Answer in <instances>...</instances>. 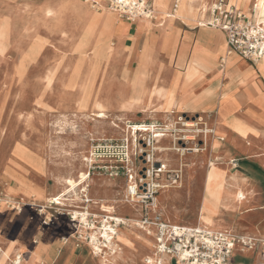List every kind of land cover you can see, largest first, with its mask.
Here are the masks:
<instances>
[{"label":"rangeland","instance_id":"rangeland-1","mask_svg":"<svg viewBox=\"0 0 264 264\" xmlns=\"http://www.w3.org/2000/svg\"><path fill=\"white\" fill-rule=\"evenodd\" d=\"M175 1H171V10L176 6ZM130 3L137 8L135 14L128 8L118 7L115 0H0V17L9 21L13 18L28 20V24L12 32L6 51L0 55V254L13 244L18 251L11 254L12 259L20 255L24 263L27 254L32 253L39 244L38 233H42L43 229L53 228V233L60 232L57 233L59 237L51 234L50 239L53 244L58 243L61 253L51 264H102L93 255L90 234L94 226L102 228L106 214L98 207L83 209L76 201L69 202L70 207H61L56 202L49 201L64 190V179L77 180L81 172L87 173L88 178H91L88 180L91 182L88 195L90 200L123 199L127 196L129 176L133 175V183L136 184L143 178V173L149 170L154 174L149 178L150 184L170 185L173 180L178 181L181 184L179 190L176 186H171L168 190L158 187L152 206L163 215L165 221L197 226L205 175V169L200 165V155L205 145L202 131L206 129V124L203 117L197 118L180 112L169 118L157 115L158 110L150 105L154 66L150 70L149 80H146L145 101L128 110L131 112L129 115L115 101L121 95L112 90L113 83L121 79L113 78L111 66H108L105 74L97 77V89L89 97L88 106L84 109L79 108L73 96L77 95L78 90L67 89L65 86L67 79L75 71L85 72L83 61L90 58L93 52L87 49L83 53L80 49L81 41L87 29L93 26V15H101L105 11L116 15L119 18L118 23L130 25L129 33H135L134 36L137 37L129 60L133 68L137 67L145 40L152 34L160 39L161 60H173L182 34L174 24L180 20L169 19L165 13L155 12V19H139L133 22L137 11L140 14L152 13L154 0H146L145 3L143 0H131ZM244 3L241 0L238 7L245 11L253 6V2L248 5ZM141 6L143 8H139ZM250 13L251 16L245 13L249 20L258 22L253 16L255 13ZM150 24L154 25L151 32ZM115 30L111 41L117 45L122 36ZM196 31L198 30L194 32ZM187 39L189 34L185 35L184 41ZM124 44L129 47L132 40L126 39ZM124 64L125 62L120 64V69H123ZM177 66L181 65L178 63ZM175 70L177 69L173 66L174 73L177 72ZM65 91L69 94H65ZM98 102L108 105L105 120L96 119L94 116L97 111L95 104ZM150 111L154 115L145 114ZM185 122H197L198 126L189 129L185 127ZM135 125H147L157 129V132L167 133L170 137L164 138L159 144L151 133H138L137 138H134L129 128ZM186 137L191 138V141H187ZM154 145L172 149V152L158 154L154 152ZM17 147L39 158L44 172L27 167L26 162L18 156ZM182 149L186 151L183 158L179 151ZM148 157L155 168L157 164L158 168L164 166L160 162H169L170 165L166 168L170 173L164 177L160 172L156 175L153 165L147 162ZM85 159L88 161L85 162ZM181 164L186 166L183 173ZM188 166H192L191 176L199 187L195 193L186 191ZM108 182H113V185H108ZM11 185H16L17 189L13 202H10L13 199L6 193ZM21 187L29 193L26 195L19 192ZM36 188L43 191V198L37 196ZM73 195H69L71 200L74 199ZM105 204L112 203L105 201ZM138 205L139 215L134 209L136 213L131 219L141 222L146 216L150 219L153 217L150 210L145 214L144 207ZM76 210L89 213L87 225L80 222V217H74ZM130 213L131 208L126 205L117 207L114 216L123 218L125 215L130 216ZM130 218L127 219L131 221ZM127 227H120L118 236L132 234L133 231L127 230ZM150 228L154 230L153 227ZM70 244L74 246L77 258H82L81 261L73 259L68 262L65 249ZM63 247L65 249L61 250ZM149 249L148 247L147 250ZM45 251L47 247L39 246L35 251L37 259L32 264L49 263ZM237 261L250 264L241 256Z\"/></svg>","mask_w":264,"mask_h":264},{"label":"crops","instance_id":"crops-1","mask_svg":"<svg viewBox=\"0 0 264 264\" xmlns=\"http://www.w3.org/2000/svg\"><path fill=\"white\" fill-rule=\"evenodd\" d=\"M227 1L229 4L230 2L237 6L239 4L237 0ZM215 2L216 0H208L207 23L211 20L210 10ZM238 9L244 12L243 9ZM248 11H252L251 8ZM118 24L116 33L128 36L124 40H132L131 37L135 33H129L130 25ZM174 27L181 31V40L176 46L173 60L169 58L167 61L161 60L160 63L154 64L152 91L156 87L168 88L174 76L173 66L184 71L193 58L196 44L207 48L212 54L211 58H208L212 63L210 70H204L194 63L196 74L189 80L182 79L171 110L165 106L161 107L155 100L152 104L159 112L157 115L172 111L184 115L192 114L197 118L203 117L206 128L210 129L208 138L204 139L205 145L200 155V165L205 169V175L200 196L199 226L214 233L228 234L235 239L264 240L263 61L251 63L238 55H228L227 35L220 30L208 26L205 29L197 28L193 22L182 19L176 21ZM195 30L198 31L194 32ZM186 34H189V39L184 41ZM178 63L181 66H177ZM147 79L149 80V77ZM25 165L31 170L34 169L28 163ZM188 173L186 191L195 193L199 187L194 183L191 172ZM16 190V185L14 187L11 185L6 193L16 195ZM19 192L26 195L29 193L22 187L19 188ZM130 208V216L125 215L123 218H130L136 213V209L135 211L131 206ZM166 222L185 227H198ZM52 230L53 228H46L42 233H38L40 241L32 252L35 253L41 245L47 247L45 251V255L49 257L47 264H51L61 253L58 243L53 244L50 239L51 234L59 237L57 233L60 232L53 233ZM151 231L154 242V230ZM73 247L70 244L61 250L65 249L68 262L73 259L81 261L82 258H77ZM6 251L14 253L18 250L11 244ZM165 257L169 259V263H174L170 257Z\"/></svg>","mask_w":264,"mask_h":264},{"label":"bare ground","instance_id":"bare-ground-1","mask_svg":"<svg viewBox=\"0 0 264 264\" xmlns=\"http://www.w3.org/2000/svg\"><path fill=\"white\" fill-rule=\"evenodd\" d=\"M130 1L131 0H126V5L130 4L132 6ZM143 1L145 3L146 0ZM171 1L172 0H154L153 11L152 13L150 12V15L149 13L140 14L139 11L137 12V15L132 19V21L136 22L139 19H155V12H159V14L165 13L166 17L169 19H182L189 22H193L194 24H196L197 28L205 29L207 27L206 16L209 10L208 0H176V8L174 6L173 10H171L170 8ZM237 1L239 3L241 0ZM244 2L245 5H248L253 2L251 10L253 11V13H255V15H252L254 16L256 21L264 24V0H244ZM230 4L238 7L236 4H233L231 2ZM141 8H143V6H141ZM244 12L251 16V13L249 11L244 10ZM118 21L119 18L116 17V15L109 13L108 11H105L101 15H93L92 24L94 27L90 26V28L87 29L85 36L81 41V51L85 53L87 49H90L92 50L93 54L90 58L83 61V64L86 66L85 72L75 71V73H73L67 79L65 85L67 89L76 88L78 90L77 95L73 96H75V99L77 100L80 109H84L88 106L87 104L89 103V97L92 95L93 91L97 89V77L100 74H105L108 71V66H111V73L113 74V78L121 79L120 81H114V86L112 88L113 91L115 90L121 95V98H115V101L117 102V104H119L121 109L127 111L131 110L135 107V105L145 101L147 90V77L149 76L150 70L154 66V64H158L161 62L162 55L160 39L158 36L156 37L153 34L148 36L141 49V55L137 60V67L133 68L129 60L130 56L133 54V51L135 49L137 37H131L133 41V45L131 47H126L124 45V39L128 36L120 37V43L115 45L111 41V39L114 37V30ZM26 24H28V20H25L23 18H13L11 19V21H9L4 17H0V55H3L6 51L11 39L12 32ZM149 26V31L151 32L153 30L152 27L154 25L150 24ZM227 53L228 55H235L233 53L230 54L229 50H227ZM170 54L171 52L169 51L168 55ZM211 55L212 54L207 48L197 45V48L193 54V58L189 65L185 69H183L184 71H181L182 69L179 70V68L176 67L177 70L175 71L177 72L174 73L173 79L168 88L156 87L152 91L150 98L153 103L155 100V102L161 104V107L165 106L166 109L171 110L173 105L175 104L177 92L176 87H179L183 78L185 80H189L192 76L196 74L197 70L195 69V65L199 66L200 68H203L204 70H210L212 67V63L208 60V58H211ZM262 61L264 65V56L262 58ZM123 62H125L124 67L123 69H120V64H123ZM177 73H180L181 75ZM65 94L68 95L69 92L65 91ZM153 103L151 102L150 105ZM107 108V104H102L101 102L96 103L95 109L97 111L94 115L96 119L105 120L107 118ZM127 111L124 112L126 115L131 114V112ZM175 113L171 111L170 113L162 112L161 114L164 118H169L170 116L175 115ZM145 114L154 115V112H145ZM184 125L189 129L198 126L197 122H185ZM129 130H131V135L134 138H137L138 133H151L153 134V137L157 140V144L163 141L164 138L170 137L167 133L157 132L155 131L157 129L149 128L147 127V125H135L130 127ZM202 132L204 133V138H208L210 129L206 128ZM185 139L187 141H191V138L189 139V137H186ZM154 148V152L158 154H168L172 152V149L157 147V145H154ZM16 151L18 156L26 163H28L31 167H33L37 172H44L43 163L39 158H35L34 156L29 155L22 148L20 149L19 147L16 148ZM179 151H181L183 158L186 151L184 149ZM84 161L86 162L88 161V159H85ZM160 163H164V166L161 168L160 171V173H163L164 177L167 173H170L168 171V168H166L170 165V163L167 161ZM181 165V171L183 173V169L186 166H184V164ZM188 169V171L191 172L192 168H190V166ZM90 179L88 178L87 173L85 172L79 173L77 180H73L72 178L64 179L62 182L63 186L65 187L64 190L59 193L56 197L49 199V201L53 203L56 202L61 207H70L68 203L76 201L78 205H82L83 209L98 207L100 211H103V213L106 214V216L103 217L104 220L102 221V228H97L96 226H94L91 229L92 233L90 234V237L92 240L90 242V245L92 247L93 255L97 257L102 264H169V259H167L165 256H160L156 253L154 249L155 245L153 239L151 238L152 234L150 231V227L142 228V224L138 219H131V221L126 222L122 218V216H114L117 207L122 208L128 205L136 210H139L140 207H138L139 205L137 203H134L135 200H132L130 199V197H128V188L127 196L118 201L115 199L105 198L98 200H90L88 196L90 191L89 188L91 187V182H88V180ZM128 182L129 184H127V186L129 188L131 187V190L133 191L134 186L130 185L131 181L129 180V178ZM108 185H113V182H108ZM171 186H176V189L178 190L181 188V184L175 180H173L170 185L165 183H162L159 186L155 185V187H163L166 190L170 189ZM36 192L38 197H44L43 191H41L39 188H36ZM70 194H74L72 196V198H74L73 200H71V197L69 196ZM7 195L9 196V198L13 199L10 202H13L15 200L13 195ZM240 196L241 195L239 193L238 197ZM105 201H110L112 204L106 205ZM83 203H88V205ZM71 207L74 208V206ZM74 209L79 208L75 207ZM74 215L76 219L81 218V223H84L85 225L88 224L87 216L89 215V213H84L76 210L74 211ZM170 219L171 218L169 215L168 220ZM109 220H117V225L120 222H126L128 228L133 231V233L128 236H118V229L114 228L111 225H108ZM199 222L200 215L198 216V227H200ZM148 247L150 248L149 250H147ZM11 254L12 253L9 251L1 253L0 264H32L37 259L35 253H28L25 262L23 263L22 257L20 255H16V257L12 259Z\"/></svg>","mask_w":264,"mask_h":264},{"label":"built area","instance_id":"built-area-1","mask_svg":"<svg viewBox=\"0 0 264 264\" xmlns=\"http://www.w3.org/2000/svg\"><path fill=\"white\" fill-rule=\"evenodd\" d=\"M115 3L122 9L128 8L133 14L137 10L132 3V6L126 5V0H115ZM210 16L211 20L207 26L226 33L230 54L238 55L251 63L262 60L264 24L251 22L242 10L229 4L227 0H216L210 10ZM147 162L153 165V172L159 174L161 171L159 165L157 164L155 168L149 157ZM143 174V178L136 184L133 183V175L129 176L130 185L134 186V190L128 187V197L135 200L134 203L143 206L145 214L147 210L152 213L151 219L146 216L140 223L142 228H154V249L158 255L170 257L175 264H245L237 261L240 256L250 264H264V240L235 239L225 233H214L200 227H185L166 222L163 215L152 207L159 190L154 184L149 183L150 176L154 174L152 170ZM176 177L179 178V175ZM124 220L130 221L127 218ZM126 222L117 225V220H109V225L119 229L126 226Z\"/></svg>","mask_w":264,"mask_h":264}]
</instances>
